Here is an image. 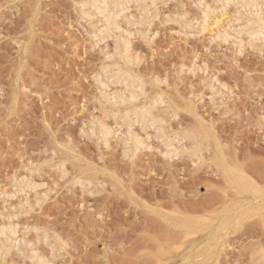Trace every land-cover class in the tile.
Masks as SVG:
<instances>
[{"label":"rangeland","instance_id":"1","mask_svg":"<svg viewBox=\"0 0 264 264\" xmlns=\"http://www.w3.org/2000/svg\"><path fill=\"white\" fill-rule=\"evenodd\" d=\"M103 2L0 0V264H262L264 0Z\"/></svg>","mask_w":264,"mask_h":264},{"label":"snow or ice","instance_id":"2","mask_svg":"<svg viewBox=\"0 0 264 264\" xmlns=\"http://www.w3.org/2000/svg\"><path fill=\"white\" fill-rule=\"evenodd\" d=\"M232 5L231 3L227 6L228 8H230ZM105 7H108V5L106 4ZM193 7H200V8H204L205 6L203 4L201 5H193ZM236 7L239 8V4H236ZM262 8H264V4L261 5ZM226 9L221 10L217 7H215L213 4H208L206 11H205V15H204V23L205 26H209V25H213V21L211 20V15L212 13L215 11V14L217 16V20L215 21V25L216 27H219V17L222 15V11H226ZM237 16H239V12L237 13ZM173 22V21H170ZM237 23H239L240 21L237 20ZM182 23V22H181ZM240 35H243V32L239 33ZM262 37H264V18L261 19V23H260V33H259ZM157 36H159V33L156 34ZM222 36L225 42H228L229 39H233V37H230L227 31H222ZM254 38V37H253ZM216 37H214V39L211 41L212 43H215ZM243 54V52H241V55ZM50 264V262H49Z\"/></svg>","mask_w":264,"mask_h":264},{"label":"bare ground","instance_id":"3","mask_svg":"<svg viewBox=\"0 0 264 264\" xmlns=\"http://www.w3.org/2000/svg\"><path fill=\"white\" fill-rule=\"evenodd\" d=\"M154 1H156V0H154ZM224 1H225V0H224ZM227 1H228V3H230L229 1H231V0H226V2H227ZM216 2H217V1H216ZM103 3L105 4V0H104ZM121 3H122V2H121ZM199 4L201 5V3H199ZM202 4H203V3H202ZM206 6H207V5H206ZM104 7H105V6H104ZM104 7H103V8H104ZM206 8H207V7H205V9H206ZM105 9H106V8H105ZM103 10H104V9H103ZM105 11H106V10H105ZM107 17H108V16H107ZM110 18H111V17H110ZM110 20H111V19H110ZM112 23H113V22H112ZM113 27H114V26H113ZM258 30H259V29H258ZM124 57H125V56H124ZM118 70H119L120 72H122V73L124 72V70L122 71V70H120L119 68H118ZM114 71H115V70H114ZM116 73H117V72H116ZM131 73H132V72H131ZM131 73H130V74H131ZM123 74H124V73H123ZM123 74H122V75H123ZM125 74H126V73H125ZM125 74H124V75H125ZM132 74H133V73H132ZM132 74H131V77H132ZM124 75H123V76H124ZM127 75H128V73H127ZM127 75H126V76H127ZM128 76H130V75H128ZM131 77H130V78H131ZM123 78H124V77H123ZM132 94H133V93H132ZM123 97H124V96H123ZM123 97H122V98H123ZM129 97H131V96H129ZM133 98H134V97H133ZM135 98H137V96H136ZM135 98H134V100H135ZM131 99H132V98H131ZM131 99H130V100H131ZM122 100L124 101L125 99H122ZM128 100H129V99H128ZM132 100H133V99H132ZM132 100H131V102H132ZM134 100H133V101H134ZM119 101H120V100H119ZM119 101H118V102H119ZM126 102H127V101H126ZM131 102L129 101V103H131ZM120 103H121V102H120ZM122 104H123V103H122ZM143 109H144V108H143ZM145 110H146V109H145ZM129 111H130V110H129ZM131 111H132V110H131ZM134 111H136V110H134ZM125 112H126V111H125ZM138 112H139V111H138ZM147 112H148V111H147ZM147 112H146V113H147ZM126 113H128V111H127ZM129 113H131V112H129ZM135 113H136V112H135ZM139 113H140V112H139ZM143 115H144V113H143ZM145 115H146V114H145ZM148 115H150V114L147 113V116H148ZM203 132H204V130H203ZM188 137H191V136H188ZM190 139H191V138H190ZM196 148H197V147H196ZM197 150H198V149H197ZM233 175H234V174H233ZM229 176H230V175H229ZM238 176H239V175H238ZM236 178H237V177H236ZM239 178L241 179V177H239ZM244 180H245V179H243L242 181H244ZM239 181H240V180H239ZM245 181H246V180H245ZM234 182H235V181H234ZM235 183H237V182H235ZM238 183H240V182H238ZM230 184H231V183H230ZM236 185H237V184H236ZM236 185H235V186H236ZM239 185H240V184H239ZM244 185H245V183H244ZM246 185H247V184H246ZM259 186H260V185H259ZM251 193H252V192H251ZM259 196H260V195H259ZM263 196H264V195H263ZM262 199H263V198H262ZM216 224H217V223H216ZM232 227H233V226H232ZM196 247H197V246H196ZM196 247H195V248H196ZM219 253H220V252H219ZM261 261H264V256H263V260H261ZM262 264H264V262H262Z\"/></svg>","mask_w":264,"mask_h":264}]
</instances>
